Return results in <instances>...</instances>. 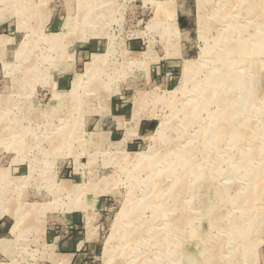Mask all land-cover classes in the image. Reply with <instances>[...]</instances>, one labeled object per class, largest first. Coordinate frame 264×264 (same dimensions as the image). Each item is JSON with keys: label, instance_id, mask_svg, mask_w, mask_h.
<instances>
[{"label": "rangeland", "instance_id": "1", "mask_svg": "<svg viewBox=\"0 0 264 264\" xmlns=\"http://www.w3.org/2000/svg\"><path fill=\"white\" fill-rule=\"evenodd\" d=\"M263 33L264 0H0V264H264Z\"/></svg>", "mask_w": 264, "mask_h": 264}, {"label": "bare ground", "instance_id": "2", "mask_svg": "<svg viewBox=\"0 0 264 264\" xmlns=\"http://www.w3.org/2000/svg\"><path fill=\"white\" fill-rule=\"evenodd\" d=\"M255 34V33H254ZM262 35V34H261ZM263 35H264V33H263ZM258 36V35H257ZM262 41V40H261ZM256 44V43H255ZM262 45V44H261ZM258 48V47H257ZM93 69V68H92ZM92 74V73H91ZM89 78V77H88ZM209 90H210V88H209ZM247 90V89H246ZM213 93V92H212ZM211 93V94H212ZM210 94V93H209ZM223 94V93H222ZM206 95V97H204V91L201 93V99H202V101L204 100V98H205V100H207V101H209V100H212V99H214L215 98V96H214V94H212V95H208L207 93L205 94ZM227 96V95H226ZM218 102H220V101H218ZM0 103L1 104H3V103H5V101L4 100H1L0 101ZM65 104V103H64ZM217 115H218V113H217ZM217 115H216V117H217ZM223 122V121H222ZM207 129L205 130V131H203L202 133H201V135H207L206 136V138H204V140H206V141H210V140H215V142H214V144L215 145H217V142H218V139H219V137L220 136H222V135H224L225 134V132H226V127H225V124H223V123H220L219 121H218V119H213L212 121H211V123H210V126L208 125V127H206ZM231 128V127H230ZM210 129V130H209ZM228 135V134H227ZM230 135V134H229ZM248 138V137H247ZM246 138V139H247ZM241 141H242V139H241ZM203 144V143H202ZM220 144V143H219ZM140 156V155H139ZM142 157V156H141ZM145 159V158H144ZM163 158H161L160 160H158V162H161V160H162ZM142 162V161H141ZM166 162V161H165ZM160 164V163H159ZM162 164V163H161ZM196 184V183H195ZM195 184H193V188L192 189H200V188H206V186L203 184V183H198L197 184V186H195ZM207 189V188H206ZM153 191V190H152ZM189 191H191V188H190V186H188V188H187V192H186V194H188L189 193ZM153 193V192H152ZM157 194V193H156ZM210 194H212V192H210ZM157 196H155V194H154V197H153V199L152 200H155V198H156ZM214 197L216 198V197H218V194L217 193H215V194H212L211 195V200H213L214 199ZM218 200H219V198H218ZM217 202V201H216ZM214 203V202H213ZM197 204L201 207L200 208V210L203 212V214L206 216V215H209L210 214V210H211V206H208L205 202H202V201H198L197 202ZM180 207H182V205H180ZM184 209H185V206H184ZM214 210V209H213ZM172 212V211H171ZM175 212H176V210H175ZM131 214H133V215H131V217H132V221H135V220H137V217H138V214H137V212H135V213H131ZM174 214H176V213H174ZM182 215V214H181ZM180 218H181V216H180ZM179 218V219H180ZM184 218V217H183ZM213 218H214V216H213ZM130 222V221H129ZM123 223V222H122ZM177 224V223H176ZM190 224V223H189ZM178 225V224H177ZM123 226V225H122ZM181 226V225H180ZM186 227V226H185ZM120 228V227H119ZM179 228V227H178ZM121 229V228H120ZM183 229H184V227H183ZM182 229V230H183ZM139 230V229H138ZM237 230V229H236ZM125 232V231H124ZM181 232V231H180ZM114 233L115 232H113V234H112V237L114 236ZM126 233V232H125ZM133 233V232H132ZM155 233V232H154ZM188 233V232H187ZM160 235H162L161 233H157V237L160 239ZM196 235V234H195ZM186 236V235H185ZM169 238V237H168ZM143 243H145V242H143ZM113 244H114V242L113 241H108L107 243H106V245H105V252L106 253H111V251L112 250H114L113 249ZM152 244V243H151ZM153 245V244H152ZM172 242H170L169 243V240H168V244H167V246L166 247H164V252H167V251H171V247H172ZM121 246H122V243H121ZM137 246V245H136ZM143 246V245H142ZM149 246V245H148ZM165 246V245H164ZM173 246H175V245H173ZM187 246V245H186ZM129 247V246H128ZM161 247V246H160ZM128 249V248H127ZM138 249V248H137ZM140 249V248H139ZM159 249V248H158ZM142 250V249H141ZM127 251V250H126ZM115 252V251H114ZM139 252V251H138ZM183 252H184V250H183ZM180 253V252H179ZM190 253V252H189ZM112 254V253H111ZM113 254H115V253H113ZM112 254V255H113ZM177 255V254H176ZM175 255V256H176ZM180 256V255H179ZM190 257H191V254H190ZM183 258V257H182ZM158 259V258H157ZM193 259V258H192ZM191 259V260H192ZM189 260V259H188ZM189 262H191V261H189ZM142 263V262H141ZM191 263H193V261L191 262ZM107 264V263H106Z\"/></svg>", "mask_w": 264, "mask_h": 264}, {"label": "crops", "instance_id": "3", "mask_svg": "<svg viewBox=\"0 0 264 264\" xmlns=\"http://www.w3.org/2000/svg\"><path fill=\"white\" fill-rule=\"evenodd\" d=\"M65 78H60L57 82L59 87H65L66 82H64ZM7 233V225L5 223H0V236H4ZM81 237L80 232L78 231L77 227L75 226L73 228V233L67 237L66 239L62 240V241H58L56 239V243L57 244V248H59L62 252H65L68 261H73L74 258L77 256L75 254V252L77 253L78 251V247H81V243L79 244V238ZM92 244H88L87 248L88 250H92ZM79 252V251H78Z\"/></svg>", "mask_w": 264, "mask_h": 264}]
</instances>
